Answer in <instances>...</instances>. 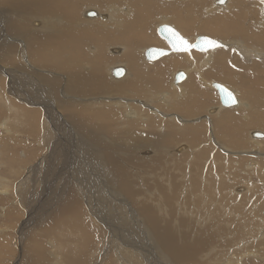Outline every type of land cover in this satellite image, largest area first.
Here are the masks:
<instances>
[{
  "label": "rangeland",
  "instance_id": "obj_1",
  "mask_svg": "<svg viewBox=\"0 0 264 264\" xmlns=\"http://www.w3.org/2000/svg\"><path fill=\"white\" fill-rule=\"evenodd\" d=\"M122 1V13L127 5L134 10L127 1ZM156 1L158 9L148 17H140L142 20H150L148 22L151 28L146 34L148 40L137 41L136 44L129 42L130 46H134L139 61L154 67L151 73L162 72L161 77L151 75V79L161 78L162 85L153 88L148 84L145 86L146 91L141 95L118 92L92 94L89 98L90 96L70 94L62 88L66 79L63 70L53 69L42 63L40 66L31 60L22 63V59H19L20 55L23 56L22 51H14L15 54L10 52L8 57L12 61L9 64L4 65V61L0 60V79L3 80L0 81V100L3 99L0 102H8L7 105L0 103V178H5L4 181L8 184L5 191L0 190V264H119L117 251L122 246L126 247L127 243L132 250L140 254L146 264H163L146 246L145 242L152 247L153 241L138 232L139 223L143 222V218L137 213L135 202L126 195L119 197L120 192L118 194L116 191L118 189L112 168L107 169L108 167L98 164L99 158L91 155L94 149L98 150L97 154L108 150L114 155L123 167L130 171L133 183L136 186L141 184L139 187L134 185L137 190L149 192V196L154 190L153 201L160 200V194L154 189L155 184H162L164 188L171 189V197L175 201L172 200L173 204L164 205V208L175 209L174 216L171 217L173 228L181 225L179 218L183 216L191 219V236H195L199 231H204L203 236H207L216 226H220L223 236H215V241L209 249V258H202L209 262L201 259L200 264H264V138H253L250 135V132L255 130L264 133V104L260 105L264 100V15L260 9L261 2L240 0L243 4L239 5L233 0L234 9L229 6V10H224L225 7L220 6L215 9H210L209 6L207 9L206 6L212 5L214 0H188V6L180 7L181 11L176 13L172 8L164 10L166 6L169 7L171 1ZM1 9L0 13H6ZM89 9L94 8L84 7L80 10L81 14L79 13L77 19L81 20V23L92 20L84 15ZM108 10L107 7L98 12L108 14ZM186 15H189L188 23ZM7 17L9 16H0V26L6 23ZM179 18L181 19L177 20ZM93 20L103 22L101 17ZM160 23L176 26L190 40L196 35L204 34L224 40L227 45L208 55L195 51L170 53L158 60L147 61L142 54L143 48L166 47L164 40L156 33L155 27ZM2 36L3 30L0 29L1 47L10 42L15 44L17 41L9 35L8 39H3ZM235 42L241 43L248 51H260L261 56H252L253 53L250 52V56L245 57L233 45ZM86 50H91L92 54L97 52V48L92 44H89ZM123 51V44L118 43H110L101 49L100 59L104 60L103 73L112 83L131 77L130 71L127 72L128 76L119 77L120 79L112 77L109 73L111 66L124 62L121 60ZM174 56L184 57L186 60L176 66L171 62L163 63ZM207 57V64L201 66ZM23 59L25 61V56ZM192 63L198 68H191ZM86 65L90 69V64H85V69ZM123 65L127 69V66ZM29 67L33 69L30 70ZM4 68L14 73V70L26 73L32 78H35L38 72L47 73L51 77L53 75L60 81L57 89L58 99L67 100L76 108H84V116L89 115L91 111H101L100 118L98 121L93 120L92 124L84 120L73 122L67 116L72 110L71 107L58 109L56 104L46 105L52 106L51 117L46 115L42 106L39 109V133L35 129L28 131L31 126L29 128L27 117L21 124L20 121L24 118L21 113L10 110V105L20 107L21 102L10 93L15 90L11 75L7 76ZM187 68L191 70L186 71V80L180 82L179 86L178 83L174 84V70ZM156 69L158 72H155ZM207 81H218L230 87L240 104L228 108L220 107L218 95ZM37 87L40 94L38 97L41 96V99L45 95L42 94L44 88H48L46 91L50 89L46 83L40 81L37 82ZM163 94L166 97L163 98ZM260 94L263 96H259ZM39 98H36V102H39ZM47 98H50L48 94ZM49 100L53 101L51 98ZM32 107L37 109V105ZM212 108L216 110L210 112ZM11 116H14V119ZM23 116H26L25 113ZM41 118H49L52 127L53 121L60 134L53 129V136L51 134L48 138L40 122ZM215 119L219 122L217 126L214 125ZM98 123L102 130L95 126ZM235 136L241 138L236 139ZM88 142L94 147L91 152H87L84 147ZM51 144L57 149L51 150ZM163 153L167 156L159 160L160 156H164ZM131 157H135L133 161L137 163H128L126 159ZM112 177L114 181L111 180ZM23 183L25 191H18V185L21 187ZM62 185L63 187L59 188ZM36 188L38 190L35 192ZM64 188H67V191L72 188L76 192L84 211H70L59 220L60 214L57 213L65 202ZM59 189L61 197L55 199ZM168 190L166 193H169ZM19 194L24 195L26 204ZM212 196L213 200L217 201L214 208L205 204L206 198ZM155 211L160 224L168 227L170 220L166 213ZM202 212L209 213V216L203 215ZM178 213L183 216L179 217ZM217 215H220V218ZM103 220L105 222L100 223ZM240 224L241 227H238ZM109 237L110 242L107 241ZM104 254V259L100 261ZM113 258H117L116 261Z\"/></svg>",
  "mask_w": 264,
  "mask_h": 264
},
{
  "label": "bare ground",
  "instance_id": "obj_2",
  "mask_svg": "<svg viewBox=\"0 0 264 264\" xmlns=\"http://www.w3.org/2000/svg\"><path fill=\"white\" fill-rule=\"evenodd\" d=\"M121 1L122 0H0V8H2L3 10L6 11V13H3V14L0 13V16H7V15L9 16V17H7L8 19H6V23L0 26V29L3 30V36L2 37H3V39H4V37L6 39L9 35L10 37H13V39H17V41H15L16 42L15 44L10 42V43H7V45L5 44L6 46H4V47H1V45H0V60L2 62L4 61V65L9 64V62H11L12 59L8 57V54H10V52L14 53V51H16V52L22 51L23 56L19 54L20 55L19 59H22V63H24V62L28 63L31 60V61L35 62L36 64H39L40 66L42 63V65H47L48 67H51L53 69L63 70L64 73L66 74V77H65L66 79H64L65 84H64V86L62 85V88L70 94L72 93V94H77V95L79 94V95L88 96V97L90 96L89 98H91L92 94L93 95L94 94H110V93H118V92L120 94H124L126 92H128L127 94H130L132 92V94H134V95L135 94L141 95L144 91H146L145 86H147L148 84L149 85L151 84V86L153 88L154 87L158 88L162 85V79L161 78H159V80L151 79L152 78L151 75L161 77L162 72L160 73V72H158V69H156L157 71H155V72H158V73H151L150 71L154 67L150 66V65L142 64L135 55L134 46H132V45L130 46V43H129V42L135 43L137 41L148 40L147 39L148 36L146 34H148V29L151 28V25L149 23L150 20L148 19L149 20V22H148L147 18L142 20L140 17H142V16L148 17V15L151 12H155L158 9V7L156 6L158 4V2L156 0H125L129 3V6L134 7V10L129 8L127 5V8L125 7L126 9L124 11V13H125L124 14V13H122L123 4H122V6H120L121 3L123 2V1L122 2ZM169 1H171L169 3V7L166 6L164 8V10L172 8L171 10L175 11L176 13L181 11L180 7H187L188 6L187 2H189L188 0H186V1L185 0H169ZM184 1H185V3H184ZM215 1L216 0L213 1L214 3L212 5L209 4L208 6H206L207 9H209V6H210V9H215L216 6H220V7H225V8H223L224 10H229V6H231L232 8L234 7V4H233L234 2H237L236 4H239V5L243 4L240 0H235L234 2H233V0H226L225 3L222 4L223 6H221V5H217ZM128 3H126V4H128ZM133 5H135V6H133ZM84 7L94 8V9L86 10L85 12L83 11L84 15L86 17H89V19L92 18V20H86V23H81V20H78L77 18H78V15L80 13V10ZM107 7L109 9L108 14H99L98 10H103V9H106ZM135 7H139V8H135ZM2 9H1V11H2ZM182 9H185V8H182ZM260 9H261V6H260ZM89 11H93L94 14L88 15ZM145 13H147V14H145ZM182 14H187V13H181V15ZM98 17H101V20L103 22H98V21L93 20V19H97ZM188 18H189V15L187 16V19H186L187 23H188ZM163 19H164L163 21L165 22V18H163ZM180 19L181 18H179L177 20H180ZM10 21H13V23H11ZM163 21H161V22H163ZM182 21L184 22L185 20L183 19ZM158 25L159 24L156 25L155 29L157 28ZM144 28H146V29H144ZM136 33H138V34H136ZM134 38H135V40H134ZM221 41H224V40H221ZM239 42H235V43H233V45L239 51H241V53L244 54L245 57L250 56L249 55L250 52L253 53L252 56H256V57L261 56L260 51H257V50H249L248 51ZM110 43H112V44H117V43L123 44L124 51H123V56L121 57V60L124 62L123 63L121 62L122 63L121 65L111 66L109 68V73L112 72V69L114 67H117V66H123L124 67L123 64H125L127 66V69H126V67H124V73L120 78H124V77L128 76L127 72L130 71L131 77L130 78L127 77L129 79L123 80L121 82L117 81L115 83H112L104 75V73H103L104 60L100 59V58H102L101 49L105 48V46H107ZM89 44H92L93 46H95L97 48V52H95V54H92L91 50H89L90 52H87L86 49H88ZM240 44H241V46H239ZM19 45H20V47H19ZM19 48H20V50H19ZM220 48H222V47H220ZM220 48H217V49H220ZM252 48H254V47H252ZM137 49H140V48L137 47ZM217 49H215L213 51H216ZM143 50H144V48L142 49V52H143ZM213 51H209V52H205V53H207V55H208L209 53H212ZM254 51H255V53H254ZM195 52L203 53V52H199V51H195ZM74 53L76 55H74ZM263 54L264 53L262 52V55ZM24 56H25V61L23 59ZM162 57H164V56H162ZM104 58H105V56H104ZM208 58L209 57H207L206 60H204L201 63V66L204 65L205 63L207 64ZM210 58L212 60V57H210ZM198 59H199V57H198ZM105 60H106V58H105ZM185 60H186V58H184V57L174 56L170 59H167L166 61L164 60L163 63L171 62L172 64H175V66H176L177 64H180L181 62H183ZM14 62H16V61H14ZM87 63L90 64V66H91L90 69L88 68L87 65H86L87 69L84 68V65ZM190 65L189 66L191 68L192 67L195 69L198 68L197 66L194 65V63H192ZM22 66H24V65H22ZM30 67H29V69H30ZM6 68H4L3 71L6 73L7 76L11 75V83L13 84V89L15 90V91H13L10 89L11 91L10 90L9 91L11 94H14L15 97L18 100H20V102H21L20 107L18 105H17V107L10 105L11 106L10 110L17 112L19 114L21 113L20 115L22 117H24L23 120L20 121L21 124L24 121L25 117H27V119L29 120L28 121L29 128L31 126V128L28 131H32V129H35L38 131L39 118H40L39 109H41L42 106L44 109L43 111L46 110V115L48 117H51L50 109H52L53 104H56V106H57L56 108H58V109L59 108L65 109V108L71 107L72 110L70 112H68L66 110L65 111H66V113L68 112L67 116L73 122H77L79 120H84V121L88 122V124H92L94 122L93 120L98 121V119L100 118V116H101L100 112L101 111L99 112L98 111L99 109L97 110V108H96V110L98 112L91 111L90 114L88 113L89 115L84 116V113H86L84 108H76L74 106H71L67 100L58 99L57 89H58V83H60V81H58V79H55L56 77L54 78L53 75L51 77L47 73L38 72L35 74L36 75L35 78H32V76L29 77L28 74H26V73L19 72V71L17 72L16 70H14L15 71V73H14V72L8 71L9 69H6ZM9 68H11V67H9ZM43 68H45V67H43ZM191 68H187V70H184L186 73V76H187L186 71H190ZM31 69H33V68H31ZM22 70H23V68H22ZM24 70H25V68H24ZM36 70H37V68H36ZM178 70H183V69H176V70H174L173 74H175ZM85 71H88V72L85 73ZM111 75H112V73H111ZM1 78H3V77L1 76ZM120 78H118V79H120ZM37 79H39V80H37ZM1 80L2 79H0V81ZM25 80H27L28 82L24 83ZM38 81L46 83L50 88L49 91H46V89H48V88H44L45 90H43L42 94H45V95L42 99H41V96H40V98L38 97L40 95L38 92L39 88L38 87L36 88ZM182 81H180V82H182ZM156 82H158V84ZM180 82H178V86H179ZM207 82H208V85H210V82L209 81H207ZM39 87H41V86H39ZM177 89H179V88H177ZM9 91H7V93H9ZM46 92L48 94V97L53 99V101H50L49 100L50 98H47ZM216 93H217V91H216ZM262 94H260L259 96H263ZM217 95H218V93H217ZM164 97H166L165 94H163V98ZM36 98H39V102H36L38 100V99L36 100ZM148 98H149V96L147 97V99ZM236 98L238 100L236 105L238 106L240 104V101H239L237 96H236ZM218 99H219V96H218ZM1 100H3V99H1ZM4 100H5V97H4ZM40 100H42V101H40ZM47 100L49 101L48 103L46 102ZM99 101H101V100H99ZM0 103H1V105L2 104L4 105L5 103L7 105L8 102L3 101ZM98 103H101V102H98ZM122 103H123V101H122ZM89 104L91 105V102ZM218 104L220 105V103H218ZM262 104H264V100H262V102L260 103V105H262ZM23 105L26 107H24ZM33 105H35V106L37 105L38 110L34 109L35 107H32ZM46 105H48V106L52 105V106L46 107ZM232 107H234V106H232ZM224 108H228V107H224ZM220 109H222V108H220ZM109 111H111V110H109ZM24 113L26 116H23ZM14 116H16V115H14ZM14 116H11V117H13V119H14ZM21 116H20V118H21ZM112 117H113V115H112ZM60 119H62V118H60ZM225 119H227V118H225ZM18 121H19V119H18ZM191 121H193V120H191ZM40 122H41L42 126L45 128L46 135L48 136V138L51 134H52L51 136H53L54 132H56V133L59 132V130H56L58 126L56 127V124L53 121H52V124H53V127H52V125L50 124L49 118L47 120H45L44 118H41ZM214 122H215V124H214L215 126H217L219 124L218 120H216V119L214 120ZM95 126H97L99 129L102 130V126H100L99 123L96 124ZM95 126H93V127H95ZM53 129H55L56 131H54ZM194 129H196V128H194ZM52 131H54V132H52ZM252 132L253 131L250 132V135H252L251 134ZM38 133H39V131H38ZM59 134H60V132H59ZM43 136H44V134H43ZM234 138L240 139L241 137L239 138V137L235 136ZM88 143L89 144H87V146H84V147H85V150L87 152H91L94 147L90 142H88ZM50 148H51V150L57 149L52 144L50 145ZM167 149H169V148H167ZM165 151H166V149H165ZM96 152H98V150L94 149V151H92V154L90 153L91 155H95L99 158V161H98L99 163L97 161L96 162L98 164H100L101 166L103 165L106 168L108 167L107 169H109V167L112 168V172L115 174L114 177H115V181H116V187H117L116 189H118L116 191H118V194L120 192L119 197H121V195H123V196L126 195L129 199H131L133 202H135L134 203L135 209H136L137 213L139 215H141L143 218L142 219L143 222L141 221L139 223L138 232L140 233L141 236H145L149 240L153 241L152 247H151V244L147 245V242H145V243H146V246L149 248V250L155 254L157 259H161L163 264H174V263H176V264H200L199 262L202 258H204V257L207 259L209 258V249H211L212 242L215 241V239H214L215 236H217V238H218V236H223V234L221 233V229L219 228L220 226L219 227L216 226L215 229H213V231H210L207 236H203L204 231H202V232L199 231L196 233L195 236L194 235L191 236L189 234V232L191 231L190 230L191 219L188 220L189 218L187 219L186 217H184L183 215L178 213V215L180 214L179 217L183 216L182 218H179V221L181 220V225L179 227L174 226V228H173L172 224H171L173 219H171V217L174 216L173 212H175L174 211L175 209L174 208H170V209L164 208V205H166V204H173L172 203L173 198L171 197L172 195L170 193L171 189L168 190V189L164 188V186L162 184H155L154 189H155V192L157 194L158 193L160 194V196H159L160 200L158 199L159 201H156V200L153 201L154 200L153 197H155V194L153 192L154 190L151 189V190H153L151 196H149L150 195L149 192L143 193V192H140L139 190H137L135 187H139V185H141V184L138 183L139 185L137 184L138 186H136L133 183L134 181H132L131 175L129 173L130 171H127L123 167V165L114 157V155L109 153L108 150L107 151H101L100 154H97ZM135 153H136V151H135ZM164 153L162 155H164ZM257 155H258V153H257ZM158 156H160V155H158ZM166 156L167 155L160 156L159 160L163 157H166ZM134 159H135V157H131V158H127L126 160L128 163H133V164L137 163V162L133 161ZM137 160H139V159H137ZM148 161H149V159H148ZM52 162H53V160H52ZM256 164H255V166H256ZM146 166H148V165H146ZM130 170H131V168H130ZM138 176H139V174H138ZM133 177H135V176H133ZM4 180H5V178H0V188H1L0 190L5 191L8 184ZM111 180L114 181V178L112 177ZM168 182H169V180H168ZM66 185H68V183ZM134 185H135V187H134ZM21 187H19V185H18V191L21 189L24 190V187H25L24 183L22 184ZM62 187H63V185L59 188H62ZM170 187H172V186H170ZM66 189L67 188H64L65 202H64L63 206L60 208L59 212L57 213V215L60 214L59 220H62V217L70 211L71 212H77V211L83 210L82 206H81V202L78 199V197L76 196V192L74 190H72V188H69L68 191ZM37 190L38 189L36 188L35 192ZM166 190H168L169 193H166ZM28 191H29V189L27 190V192ZM58 191L59 192H58V194H56L55 199H59L58 196L60 195L61 190L59 189ZM20 192L22 193L23 191H20ZM17 193H19V192H17ZM61 194H63V193H61ZM19 195H21V197H22L21 199H22L23 203L26 204V202L24 201L25 199H23L24 195H22V194H19ZM214 195H216V194H214ZM59 197H61V196H59ZM256 200H254V201H256ZM173 201H175V200H173ZM54 202H56V200ZM152 202H153V205H152ZM215 203H217V201L213 200V196H212V198L209 197V198H206V200H205V204L206 205L208 204V206L212 205V208L215 207V205H216ZM182 204H183V202H182ZM205 208H207V207H205ZM222 208H224V207H222ZM228 209H229V207H228ZM155 210L161 211V213H163V212L166 213V217L168 218V220H170L168 227L162 226L160 224V222L158 221ZM212 210H214V209H212ZM214 212H216V211L214 210ZM232 212L233 211H231V213ZM216 213H218V212H216ZM199 214L201 215L200 210H199ZM202 214L209 216V213H206V212H202ZM187 216H189V215H187ZM217 216L219 217L220 215H217ZM208 219H210V217H208ZM104 222L105 221L103 220V222H100V223L103 224ZM214 224L215 223H213V225ZM243 224H245V223H243ZM104 226H105V224H104ZM127 227H129V225H127ZM238 227H241V224ZM238 230H239V228H238ZM58 232L60 233V231H58ZM92 236L94 237V235H92ZM107 241H109V242L111 241L110 237L107 238ZM148 244H149V242H148ZM121 245H123V244H121ZM126 245H127L126 247H128V248L122 246L120 248V250L117 251L119 254H118V259L117 258L116 259H117V261H119V264H146V262L140 256V254L130 248L129 243H127ZM109 246H111V245H109ZM154 246L155 247L158 246V247L155 248ZM79 251H80V249L78 248V252ZM27 254H28V252H27ZM212 254H213V252H212ZM147 255H150V254H147ZM104 256H105V254L103 255V257H101L100 261L102 259H104ZM116 259H114V260L116 261ZM216 260H217V258H216ZM201 261L205 262L206 259L205 260L202 259ZM206 262H209V261H206Z\"/></svg>",
  "mask_w": 264,
  "mask_h": 264
},
{
  "label": "water",
  "instance_id": "obj_3",
  "mask_svg": "<svg viewBox=\"0 0 264 264\" xmlns=\"http://www.w3.org/2000/svg\"><path fill=\"white\" fill-rule=\"evenodd\" d=\"M225 1L226 0H216L215 2L217 5H222L225 3ZM259 1L261 2V11H262V14L264 15V0H259ZM93 14H94L93 11L88 12V15H93ZM168 28L172 29L175 33L179 35V37L186 40L190 45H194L197 42L201 41L202 39H209V40L216 41L217 46L212 47V46L206 45L203 49H200L197 47H190L187 51H184L181 48H176L173 46V44L175 43V37L172 35V33L165 30ZM156 33L158 34V36H160L164 40L166 47L148 46L144 48L142 53H143L144 59H146L147 61L158 60L162 56L168 55L170 53H190L191 51H199V52L205 53V52L213 51L217 48L224 47L227 45L225 41H221L217 38L204 35V34L196 35L193 40H190L187 37H185L175 26L168 24V23H160L156 28ZM111 73L113 77L119 78L124 73V67L123 66L114 67ZM184 78H186L185 71L178 70L174 74V83L177 84L178 82L182 81ZM210 85L218 93L220 107L222 108L232 107L237 104L238 100L236 98V95L230 87L218 81H211ZM229 95L231 96V98H229ZM214 110L216 109L212 108L210 109V112H213ZM251 134L253 138H263L264 137V133L262 131L255 130Z\"/></svg>",
  "mask_w": 264,
  "mask_h": 264
},
{
  "label": "snow or ice",
  "instance_id": "obj_4",
  "mask_svg": "<svg viewBox=\"0 0 264 264\" xmlns=\"http://www.w3.org/2000/svg\"><path fill=\"white\" fill-rule=\"evenodd\" d=\"M165 30L172 33V35L175 37V43L173 44V46L176 48H181L184 51H187L190 47H197V48L203 49L206 45L212 46V47L217 46L216 41L209 40V39H202L201 41L197 42L196 44L190 45L186 40L179 37V35L177 33H175L172 29L168 28ZM229 98H231L230 95H229Z\"/></svg>",
  "mask_w": 264,
  "mask_h": 264
},
{
  "label": "crops",
  "instance_id": "obj_5",
  "mask_svg": "<svg viewBox=\"0 0 264 264\" xmlns=\"http://www.w3.org/2000/svg\"><path fill=\"white\" fill-rule=\"evenodd\" d=\"M176 27V26H175ZM177 28V27H176ZM178 29V28H177ZM179 30V29H178Z\"/></svg>",
  "mask_w": 264,
  "mask_h": 264
}]
</instances>
